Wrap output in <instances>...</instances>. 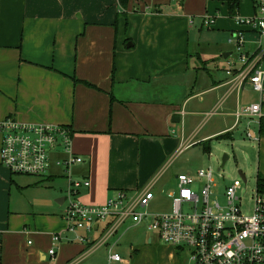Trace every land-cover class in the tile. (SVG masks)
Masks as SVG:
<instances>
[{"label": "crops", "instance_id": "obj_1", "mask_svg": "<svg viewBox=\"0 0 264 264\" xmlns=\"http://www.w3.org/2000/svg\"><path fill=\"white\" fill-rule=\"evenodd\" d=\"M223 1L127 0L123 6L119 0H0V120L12 115L69 129L71 149L83 159L69 167L70 175L90 182L79 189L81 202L102 204L117 191L135 197L147 189L152 201L178 153L231 133L237 108L257 101L242 98L250 86L203 48L190 61L185 38L194 16L201 29L207 9L216 6L230 17L228 1H237L238 13L250 6L242 12L249 16L256 0ZM228 52L222 51L224 59ZM203 113L204 121L219 113L230 123L202 136L198 129L187 132L185 125H198ZM246 122H255L260 134L259 119ZM248 132L255 134L251 127ZM51 153L40 177L12 174L0 164V264H108L109 250L119 253L112 250L117 239L87 249L74 239L52 245V234L64 226L68 180L57 164L67 154L60 147ZM38 193L44 197L35 198ZM106 227L100 225L93 238ZM158 240L148 236L149 244L141 246L147 251L143 264H189ZM130 249L138 252L130 257L142 255ZM120 256L110 264L131 263Z\"/></svg>", "mask_w": 264, "mask_h": 264}, {"label": "built area", "instance_id": "obj_2", "mask_svg": "<svg viewBox=\"0 0 264 264\" xmlns=\"http://www.w3.org/2000/svg\"><path fill=\"white\" fill-rule=\"evenodd\" d=\"M238 14L232 15L238 28L230 31L227 38L234 45L235 56L230 52L226 57L225 72L247 83L257 93L258 100L237 108L235 125L240 118L257 120L264 115V0L255 1L253 14ZM212 22L207 16L202 19L207 27ZM248 33L255 38L247 39ZM246 134L258 139L249 132ZM0 135V164L12 174L43 176L49 168L53 149L60 147L67 154L57 161L68 180L61 214L64 226L52 234V245L63 238L70 241L68 234L73 237L71 240L85 244L86 249L98 247L108 243L125 222H145L146 228L161 242L187 255L189 264H264V187L256 180L250 204L246 205L238 194L241 183L247 181L242 170L244 178L239 174L241 178L229 183L221 181V165L216 169L217 177L210 166L194 173H179L176 191L168 194L171 210L150 214L137 211L138 207L146 208L153 198L148 189L135 197L117 191L102 204L80 201L79 189L88 187L90 182L70 175L69 167L83 159L72 151L66 126L22 122L8 115L0 120ZM100 225H106V231L93 238ZM48 253L52 255L54 248ZM121 261L119 253L109 250L108 264Z\"/></svg>", "mask_w": 264, "mask_h": 264}, {"label": "rangeland", "instance_id": "obj_3", "mask_svg": "<svg viewBox=\"0 0 264 264\" xmlns=\"http://www.w3.org/2000/svg\"><path fill=\"white\" fill-rule=\"evenodd\" d=\"M227 1L228 0H224L223 3L226 4ZM219 4L222 5V3ZM240 4H242L241 1ZM242 7L243 8H241L240 6V10L238 14L240 16H244L242 12L244 11L248 12L250 8V6L246 4H243ZM206 12H207V16H210L211 19L212 17L215 18V24H213V26L209 29H207L205 26L199 29L200 16H194L195 14H192L194 16L193 17L194 23L192 25L193 29L190 30L189 35L186 36L185 38L188 50L190 51L189 53L191 54L190 61L195 60L194 52L198 47H201L203 48V51L204 53H206V55L216 56V58L220 60L219 63H223L222 65H225L227 60H225L222 57L221 53L222 51H229V52H233L232 57L235 56L234 45L228 42L227 38L229 35V31L231 29L233 30L237 29L238 26L235 24L233 17L231 16L229 17L226 13H224L226 11L221 10L220 8L219 9L216 8V6L213 7V11H209V9H207ZM201 22H202V17H201ZM254 38L255 37H253L252 35L248 36L249 40H253ZM216 44H220L218 45L219 46L218 49H216L215 47ZM223 72L224 71L217 74V77L223 78L224 77ZM213 74L216 77V74L214 72ZM246 90L247 91H244L242 93L243 95L242 98H245L246 100H250V101L256 99L258 100V95L256 92L252 91L250 88H246ZM204 113L203 115L199 116L198 119L201 120V123H199L198 125H196L195 123L194 124L191 123L190 125H188L187 123L185 125V129L187 132L198 129L197 135L202 136L205 134H210L219 129H222L228 126L230 123V120H227L219 113L210 116L209 119L204 121V117H205ZM247 120L250 119L241 118L237 127L231 133H228V135L219 138H215V137L211 138L208 141L210 145V152H211L210 155L208 152L203 151L202 144L194 145L193 147L185 151H182L181 153H178L175 156L169 168L167 169L166 174L161 180V189L154 190V194H155L154 199L150 201L149 205L146 208L138 207L137 211L139 212L146 211L150 214H155V213L160 214L170 211L172 206L171 205L172 200L167 195V193L170 190L176 191L177 183H176L175 175L179 172L194 173L199 168H205L210 166L213 168L214 175L217 177L216 169L217 167L220 166L221 157L223 153L228 154L229 157L226 160L222 170L220 171V174L222 176L221 181L222 183H229L234 178L237 177L241 178L238 173V169L242 170V172L245 174L247 178V181L245 183L244 182L241 183V188L238 191V194L242 198V201L246 205H249L253 190L255 188L256 178L257 177L264 178V134L260 135L258 133L257 125L255 122L251 124H247L246 122ZM249 127H251V129L255 132V134L252 136H256L258 138L257 140L247 136L246 133ZM50 155L52 156V153H50ZM57 171L58 170H55L53 172H57ZM46 196H48V194H46ZM43 197L44 194L42 193H38L37 195H35V198L38 199H42ZM33 200H34V196H32V201ZM32 203L34 205V208L38 209V206H36L34 202ZM67 236L69 237L70 240L73 238L68 234ZM148 236L155 237V234L146 228L145 222L134 224L130 221H127L120 227L117 234H115L112 238L109 239L108 244L111 245V243H113L117 239L116 240L117 243L114 247H112V250L114 249L118 251L122 256L126 255V257L131 262L130 264H143V260L145 258V254L147 253V251L142 253L143 248H141V246L144 243L149 244L147 242ZM159 243H161V241H159ZM106 247L107 245H103L100 251L105 252ZM130 247L140 249V253H142V255L140 254V256L138 257H130L128 255L130 252L131 255L138 253L131 251ZM181 255H182L181 259L183 257L184 259L185 258L187 259V255L184 254ZM148 258H149V252H148Z\"/></svg>", "mask_w": 264, "mask_h": 264}, {"label": "trees", "instance_id": "obj_4", "mask_svg": "<svg viewBox=\"0 0 264 264\" xmlns=\"http://www.w3.org/2000/svg\"><path fill=\"white\" fill-rule=\"evenodd\" d=\"M120 4L121 5H125V3L127 2V0H119ZM237 1H230L228 2V12L229 14L232 16L234 15L236 12H237ZM86 83L87 85H89V83L87 82H84ZM259 132L260 134H264V120L261 118L259 119ZM229 132H224L218 136H216L215 138H219V137H222V136H225V135H228ZM227 138V137H226ZM199 144H202V149L204 152H210V145H209V142L208 141H201V142H198ZM256 180L258 181V183L260 184V186H263L264 187V178H260V177H257Z\"/></svg>", "mask_w": 264, "mask_h": 264}, {"label": "water", "instance_id": "obj_5", "mask_svg": "<svg viewBox=\"0 0 264 264\" xmlns=\"http://www.w3.org/2000/svg\"><path fill=\"white\" fill-rule=\"evenodd\" d=\"M131 44L130 43H128L127 44V46H130ZM228 53H230V52H228ZM227 55V53L226 54H224V56H226ZM176 120H177V118H176ZM228 154H226V153H223V155H222V157H221V163H220V165L223 167L224 166V164H225V162H226V160L228 159ZM238 172H239V174L244 178V175H243V173L241 172V170L239 169L238 170Z\"/></svg>", "mask_w": 264, "mask_h": 264}]
</instances>
